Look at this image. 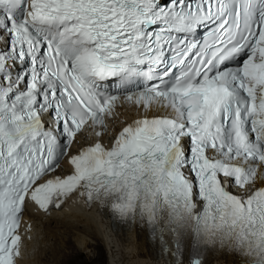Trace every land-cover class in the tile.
Listing matches in <instances>:
<instances>
[{
	"label": "snow or ice",
	"instance_id": "snow-or-ice-1",
	"mask_svg": "<svg viewBox=\"0 0 264 264\" xmlns=\"http://www.w3.org/2000/svg\"><path fill=\"white\" fill-rule=\"evenodd\" d=\"M73 197L264 264V0H0V264Z\"/></svg>",
	"mask_w": 264,
	"mask_h": 264
},
{
	"label": "bare ground",
	"instance_id": "bare-ground-1",
	"mask_svg": "<svg viewBox=\"0 0 264 264\" xmlns=\"http://www.w3.org/2000/svg\"><path fill=\"white\" fill-rule=\"evenodd\" d=\"M24 214L27 221L30 222L29 234L33 235V240L31 238L24 244L18 264H22V262L23 264H34V259L37 260V264L43 262L44 257L41 255L43 253L39 252L41 249L47 251L46 248L40 246L35 251L33 250L32 258L29 257L31 252L26 251L33 244L37 228L43 234L44 240L50 242L51 247L48 253L50 257L52 256L54 264L71 262L75 255H79L81 247L93 248L98 251L101 245L107 248L110 264H162V261L156 260L155 255L148 252L142 232L138 235L127 233L122 237H112L106 230L105 224L94 212L85 211L76 203H70L65 208L48 213H40L28 206ZM44 240L37 242L42 244L41 242H45ZM75 247L77 250L74 249ZM100 257L101 252L99 251L94 260ZM44 263L47 264L46 261ZM214 264H232V261L221 259L216 260Z\"/></svg>",
	"mask_w": 264,
	"mask_h": 264
},
{
	"label": "rangeland",
	"instance_id": "rangeland-1",
	"mask_svg": "<svg viewBox=\"0 0 264 264\" xmlns=\"http://www.w3.org/2000/svg\"><path fill=\"white\" fill-rule=\"evenodd\" d=\"M61 233H62V230H61ZM34 234L36 236L34 237V241L32 242L33 244H31L32 246H30V248L26 250L27 252L29 251L28 253L31 252L29 254V257L31 256L30 258H32L33 257L32 256L33 250L35 251L36 248L41 246L42 248H46L47 251L45 249H43V251H42V249L40 250L39 253L40 254L43 253L41 255H43V257H44L43 262H40V263L41 264H45L44 262L46 261L47 264H54V261L51 258L52 256L50 257V255L48 253V251H49V249L51 247L50 244H49L50 242L48 243L47 241L44 240V236H43V234H41V231L38 228H37V230H36V232ZM42 239L45 241V242H41L42 244H40V242H37V241H40ZM74 249L77 250V247H75ZM99 251L101 252V257L99 259L94 260L95 257L97 256V254L99 253ZM25 255H27V254H25ZM33 261L35 262L34 264H37V260L36 259H34ZM78 263H84V264H110V258H109V255H108L107 248L104 245H101L100 250L97 251V250H94L93 248L89 249L87 247L86 248L85 247H81L79 255H75L73 260L71 262H67L66 264H78ZM22 264H23V262H22Z\"/></svg>",
	"mask_w": 264,
	"mask_h": 264
}]
</instances>
